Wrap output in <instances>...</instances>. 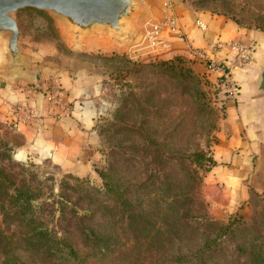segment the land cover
I'll return each instance as SVG.
<instances>
[{"label":"trees","instance_id":"obj_1","mask_svg":"<svg viewBox=\"0 0 264 264\" xmlns=\"http://www.w3.org/2000/svg\"><path fill=\"white\" fill-rule=\"evenodd\" d=\"M209 1H221L222 6L235 4L234 0H198L202 5ZM210 10L242 25L227 11ZM188 61L192 63L187 56L176 55L131 63L143 69L153 67L161 78L173 83L181 96L189 97L199 113L224 109V94L204 87L208 81L188 66ZM148 86L144 88L146 96L152 93ZM149 105L143 109L146 125L153 123ZM144 139L142 151L151 155L159 151L152 147L154 143L163 147L149 130ZM3 160L0 157V264H36V260L44 264H85L88 255L82 253H120L110 246L117 240L121 242L124 230L131 242L126 246L142 256V264H264V205L249 220L238 216L221 223L209 215L201 187L204 173L217 164L210 150L177 153L169 174L161 172L160 166L151 174L134 171L132 175V167L136 166L127 158L123 162L127 173L119 179L113 173L116 162H110L108 170L101 173L103 190L84 188L87 198L101 195L103 199H95L80 208L83 212H75L73 227L86 250L67 230L70 223L61 233L40 221L35 204L38 195L31 180L9 172ZM22 169H26L24 165Z\"/></svg>","mask_w":264,"mask_h":264},{"label":"crops","instance_id":"obj_2","mask_svg":"<svg viewBox=\"0 0 264 264\" xmlns=\"http://www.w3.org/2000/svg\"><path fill=\"white\" fill-rule=\"evenodd\" d=\"M138 11L133 22L134 34L118 42L121 52L133 59L147 61L156 57L169 59L176 55L192 57L189 45L208 49L211 43L244 41L253 46L252 62L236 68L232 76L240 88L237 99L224 101V115L217 130L218 142L212 150L217 164L204 175L202 196L208 203L209 215L215 220L227 219L232 214L248 218L253 210L252 194L264 196V32L242 26L232 18L196 7L187 0H133ZM177 18V31L166 23V18ZM204 21L208 28L202 31L196 20ZM160 27V38L165 47L156 54L146 47L145 35L153 26ZM139 35H143L139 41ZM113 48L109 38H88L78 45ZM41 48L40 51H42ZM216 58L231 63L233 52L215 51ZM40 56H43L40 53ZM204 73V67L195 63ZM51 74V75H50ZM0 72V124L19 134L22 144L19 157L37 163L49 162L58 170L81 178L97 175L102 156L99 122L109 110L104 100L107 75L83 70L42 71L37 83L20 79L6 83ZM53 78L60 89V102L49 101L44 81ZM22 107L32 111L18 121L14 109Z\"/></svg>","mask_w":264,"mask_h":264},{"label":"rangeland","instance_id":"obj_3","mask_svg":"<svg viewBox=\"0 0 264 264\" xmlns=\"http://www.w3.org/2000/svg\"><path fill=\"white\" fill-rule=\"evenodd\" d=\"M187 1L196 7L205 6L212 10L227 11L243 26H253L264 32V0H234V5L225 4L226 6H222L221 1H209L208 4L203 5L198 0ZM13 16L18 21L22 32L23 48L30 58L42 63L50 73L62 71L71 74L83 73V70L87 68V70L107 75L104 81V100L108 103L109 110L99 122L98 128L103 147L95 177L81 178L72 173L60 171L49 162L37 163L34 160H22L18 154L22 144L19 134L14 129L0 124V157L4 159L3 164L7 166L9 172L22 174L31 180L38 195L35 204L40 221L44 225L60 229L61 233L69 227L67 225L70 223L72 226L67 230L72 231L71 236L76 244L86 250L80 235L73 227L76 220L75 212L77 210L83 212L80 208H86L95 199L100 202L103 196H96L95 199L87 198L84 188L103 190L101 173L108 170L112 161L116 162L113 173L122 179L123 174L127 173V168L123 164L127 158H131L136 166V169L132 167V175L134 171L136 173L147 171L151 174L152 169H160V166L161 172L169 174L177 153L194 149L212 152L218 142L217 130L219 121L224 115V109L220 107L218 110L215 108L213 111L199 113L195 103L189 97L181 96L180 92L175 90L173 83L161 78L153 67L143 69L139 65H132L131 61L142 63L147 60L141 57L133 59L126 52H121L119 49H122V45L118 42L128 40L134 34L132 25L136 16L131 20L126 38L106 30L89 36L90 38H109L113 48L86 47L84 50H79L78 45L89 37L82 39L78 34L71 32L61 17L47 10L28 7L20 9ZM41 48H43L42 51H40ZM40 53L43 56H40ZM190 59L193 64L188 61L187 65L197 72L194 60ZM260 82L264 90L263 77L260 78ZM206 83L208 86L205 84L204 87L211 89V81ZM147 85L152 89L151 95L148 96L144 94V88ZM146 105H149L152 111L151 125L143 122L146 112L143 109ZM131 128L134 132L130 131ZM148 130L159 143H163V147L157 143L152 145L159 148L158 153L154 155L142 151L144 137L148 135ZM23 165L26 169H22ZM23 170L24 173H21ZM204 175L207 173L205 172ZM258 195L255 191L253 192L251 199L253 210L248 218L244 217L245 219L252 218L254 211L264 205V196ZM202 198L207 203L204 196ZM238 216L241 215L232 214L227 219H217V221L227 223ZM67 219H70V222ZM121 235L123 236L121 242L117 240L110 246V249L120 253H82V255H88L85 264H142V256L127 247L131 245V242L127 239L125 230L121 232ZM23 255L28 257L30 253H23ZM36 261V264H44Z\"/></svg>","mask_w":264,"mask_h":264},{"label":"water","instance_id":"obj_4","mask_svg":"<svg viewBox=\"0 0 264 264\" xmlns=\"http://www.w3.org/2000/svg\"><path fill=\"white\" fill-rule=\"evenodd\" d=\"M47 10L61 17L68 29L82 39L106 30L126 38L138 11L133 0H0V72L13 84L27 79L37 83L42 63L30 58L22 46V32L14 13L24 8ZM142 35H139V42ZM38 84V83H37Z\"/></svg>","mask_w":264,"mask_h":264},{"label":"built area","instance_id":"obj_5","mask_svg":"<svg viewBox=\"0 0 264 264\" xmlns=\"http://www.w3.org/2000/svg\"><path fill=\"white\" fill-rule=\"evenodd\" d=\"M166 23L173 30L177 31V18L170 15L166 18ZM196 25L202 30L206 31L208 25L201 19L196 20ZM160 27L153 26L145 35L147 40L146 47L151 52L156 54L165 47L164 41L160 38ZM142 37H144L142 35ZM139 41L138 43H140ZM229 50L233 52V60L231 63L219 60L215 57V51ZM191 58L195 63H200L204 67V78L211 81V89H218L219 93H223L227 99H237L240 88L233 79L232 71L236 68H244L252 62L253 46L244 41H222L218 40L209 45L208 49L196 48L189 45ZM45 88L49 101L53 103L60 102V89L53 78H48L44 81ZM14 114L18 121L25 118V115H33L32 111L25 110L22 107L14 109Z\"/></svg>","mask_w":264,"mask_h":264}]
</instances>
